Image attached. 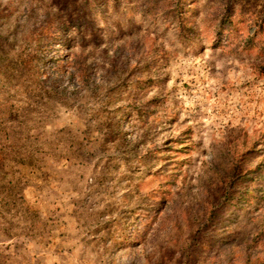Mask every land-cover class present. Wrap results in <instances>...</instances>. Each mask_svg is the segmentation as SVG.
I'll return each mask as SVG.
<instances>
[{
	"label": "rangeland",
	"instance_id": "rangeland-1",
	"mask_svg": "<svg viewBox=\"0 0 264 264\" xmlns=\"http://www.w3.org/2000/svg\"><path fill=\"white\" fill-rule=\"evenodd\" d=\"M0 264H264V0H0Z\"/></svg>",
	"mask_w": 264,
	"mask_h": 264
},
{
	"label": "trees",
	"instance_id": "trees-1",
	"mask_svg": "<svg viewBox=\"0 0 264 264\" xmlns=\"http://www.w3.org/2000/svg\"><path fill=\"white\" fill-rule=\"evenodd\" d=\"M224 13L225 14L223 15V24L224 25L227 24V23L229 24L231 22L232 16L235 15L234 8L232 6H227V9L225 10ZM63 27H64L65 31H68V28L69 29L74 28L75 32L77 33L78 30H79V28H80V25L77 24L76 21H74V22L72 21L68 28L66 26H63ZM60 30H62V28H60ZM69 37H70V35L68 34V36L67 37H64V38L65 39H68ZM72 40L74 41V40H78V39L73 38Z\"/></svg>",
	"mask_w": 264,
	"mask_h": 264
}]
</instances>
